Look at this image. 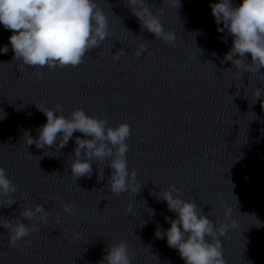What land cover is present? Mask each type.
Segmentation results:
<instances>
[{
	"label": "clouds",
	"instance_id": "obj_1",
	"mask_svg": "<svg viewBox=\"0 0 264 264\" xmlns=\"http://www.w3.org/2000/svg\"><path fill=\"white\" fill-rule=\"evenodd\" d=\"M164 5L176 9L180 3L163 0V6L154 13L145 0H125V6L138 18L142 29L154 34L156 40L174 44L177 40L175 31L165 30L161 23L160 14L164 11ZM210 7L216 23L223 24V28H218V31L227 30L233 37L232 47L225 54L224 60L231 61L235 66L239 80L244 72L260 73V69L264 68V0H243L239 6H234L232 0H219L210 3ZM0 24L13 33L9 37L14 52L13 60L22 61L21 67H47L49 71L57 67L79 66L85 55L100 47L109 36L108 17L96 0H0ZM8 50L7 46L0 48V52L5 54ZM124 52L123 48L117 50L113 59L118 60ZM145 52H148V48L142 43L134 55L139 57ZM246 54L251 55L250 64L246 62ZM35 75L40 80L44 79L40 71ZM239 87H243V84L240 83ZM252 95L254 98L251 102L255 103L264 95V88H256ZM36 107L46 116L47 122L38 129L37 139L26 132L24 143L35 144L37 149L55 147L59 150L66 147L74 132L78 131L84 137L91 138L76 137L70 163L71 176L76 179L84 176L90 178L93 163L107 159L106 165L112 169L107 184L111 194L119 196L130 191L136 195L139 192L141 184L137 180V171L132 169L129 172L126 158L129 151L127 140L131 135L128 123L122 122L112 127L107 119L90 116L82 108L65 116L62 111L58 113L62 107L59 104L56 109ZM261 108L264 109V101H261ZM99 169L98 180L103 179L104 168ZM157 187L159 192L153 194L158 200L166 202L168 210L175 213L176 218L166 216L165 220L170 227L164 231L158 227L155 236L160 239L166 236L168 246L178 250L185 264H225L219 237L236 227L232 208L224 209L227 223H218L205 215L194 200L182 199V190L175 185ZM17 190L18 185L8 178L7 169L0 166V201H3L0 206L11 207L17 203L14 196ZM55 199L60 200V197ZM60 204L64 212L70 215L74 212L73 205L64 204L62 200ZM132 208L133 204L129 203L127 210L130 212ZM20 209L17 218L2 219L0 226L8 230V246L24 251L19 242L24 240L30 244L31 241L25 238L39 231L34 221L47 225L49 212L38 203L34 207L21 204ZM148 213L153 215L154 210L148 208ZM74 238L78 239L79 234H74ZM134 256L128 243L118 240L108 244L106 254L99 264H132Z\"/></svg>",
	"mask_w": 264,
	"mask_h": 264
}]
</instances>
